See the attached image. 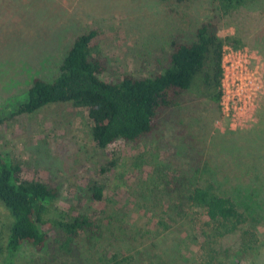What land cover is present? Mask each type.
Here are the masks:
<instances>
[{
	"label": "rangeland",
	"instance_id": "rangeland-1",
	"mask_svg": "<svg viewBox=\"0 0 264 264\" xmlns=\"http://www.w3.org/2000/svg\"><path fill=\"white\" fill-rule=\"evenodd\" d=\"M211 17L219 37L233 36L237 48L251 50L261 73V90L234 120L222 116L198 84L137 144L120 139L98 146L86 112L64 102L0 124L3 157L22 164L26 177L59 187L48 217L80 212L100 224L99 234L67 241L62 229L49 223L48 245L22 246L15 264H104L114 252L127 257L125 264H203L207 244L215 248L210 259L216 263L264 264V210L233 232L196 241L188 218L169 219L174 192L166 190L171 174L188 168L193 151L214 166L221 181L259 180L264 191V137L256 144L243 135L264 99V0H246L228 12L217 0H0V106L12 107L24 97L35 76L54 78L74 37L91 28L97 30L96 47L107 56L103 77L149 75L168 63L173 37L190 40L193 29ZM91 182L103 184L100 199L88 198ZM11 221L0 201V247Z\"/></svg>",
	"mask_w": 264,
	"mask_h": 264
},
{
	"label": "trees",
	"instance_id": "trees-1",
	"mask_svg": "<svg viewBox=\"0 0 264 264\" xmlns=\"http://www.w3.org/2000/svg\"><path fill=\"white\" fill-rule=\"evenodd\" d=\"M217 1L223 12L246 2ZM217 24L215 17L207 18L193 29L190 40L173 37L168 63L161 71L149 75L124 72L112 78L102 76L107 69V56L94 42L97 30L91 28L77 34L54 78L35 76L24 97L12 107L0 106V124L20 114L37 111L47 104L64 102L86 112L91 137L98 146L106 147L120 139L141 143L158 129L161 118L169 109L184 102L192 87L201 84L206 95L218 103L222 46L228 43L237 48L239 40L233 36L219 37ZM262 101L255 122L243 132L244 140L256 144L261 143L264 137V99ZM188 158V168L169 177L168 182L172 186H166V190L174 193L167 213L173 222L188 218L192 239L211 242L212 238L235 231L249 218L255 219L264 210V191L262 183L257 182L259 180H251L246 185L236 180L223 182L214 166L200 161V154L190 151ZM206 170L209 176L205 175ZM87 192L88 198L100 199L103 184L91 182L87 185ZM59 195L56 184L26 177L22 164L0 153V201L12 217L5 246L0 247L4 252L3 264H15L13 258L24 245L37 250L48 245L49 223L59 226L67 241L78 238L82 233L99 234L100 224L87 214L78 212L67 216L60 211V216L48 217ZM212 248L207 244L204 250L207 257L203 264H222L212 260L214 256L210 253L215 249ZM104 259H107L104 264H125L127 257L114 252Z\"/></svg>",
	"mask_w": 264,
	"mask_h": 264
},
{
	"label": "built area",
	"instance_id": "built-area-1",
	"mask_svg": "<svg viewBox=\"0 0 264 264\" xmlns=\"http://www.w3.org/2000/svg\"><path fill=\"white\" fill-rule=\"evenodd\" d=\"M220 114L234 120L251 105L262 88L261 73L255 55L248 48L223 45Z\"/></svg>",
	"mask_w": 264,
	"mask_h": 264
}]
</instances>
